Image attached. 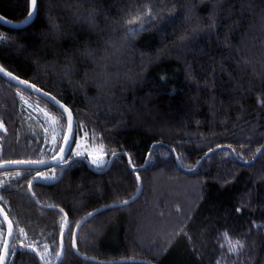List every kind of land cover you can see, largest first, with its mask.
Returning a JSON list of instances; mask_svg holds the SVG:
<instances>
[{"label": "trees", "instance_id": "16d2710c", "mask_svg": "<svg viewBox=\"0 0 264 264\" xmlns=\"http://www.w3.org/2000/svg\"><path fill=\"white\" fill-rule=\"evenodd\" d=\"M28 12L0 0L9 20ZM0 66L72 111L67 161L81 140L103 145L100 171L117 154L102 173L82 159L0 171L8 264H264V0H38L28 28L0 25ZM38 105L60 117L0 76V164L58 153L66 118L43 158ZM62 171L34 184L36 203L31 183ZM5 235L0 219V256Z\"/></svg>", "mask_w": 264, "mask_h": 264}, {"label": "water", "instance_id": "95a60500", "mask_svg": "<svg viewBox=\"0 0 264 264\" xmlns=\"http://www.w3.org/2000/svg\"><path fill=\"white\" fill-rule=\"evenodd\" d=\"M30 11H32V9H31V0H29V12ZM37 13H38V0H37V11H36V14L33 15V17H32L31 20H29L28 15H27L21 21H12V20H9V19L5 18L4 16H2L0 14V20H3V23H0V25L3 26V27H5V28L11 29V30H23V29L28 28L35 21V19L37 17ZM25 20H28V23L27 24L24 23ZM0 68H2L4 70L3 72H0V76L3 79L7 80L9 83H11V84H13L15 86H18V87H20V88H22V89H24L26 91H29L30 93H33L37 97H39V98L47 101L52 106H54L56 109H58L60 112H62V109H59L57 107V105H55V103L50 99V97L53 96V95H51V94L48 93L49 94V98L43 97L42 93L43 92H46V91H44L41 88H39V87L36 86L37 88H39V89L42 90L41 93H36L34 90H31V89L27 88L25 85L20 84L17 80L10 79V77H8L7 75H5V73H9V72L6 71L1 66H0ZM12 76H15V75L12 74ZM15 77H17V76H15ZM19 80H23V79L19 78ZM30 84H32V83H30ZM60 103H62V102L60 101ZM62 104H64V103H62ZM65 118H66V114H65ZM72 120H73V123H72V130H71V132L68 131V128L66 126L65 136L67 137V142H65V140H63V144H62L61 148H63L64 151L62 153L58 151V153L53 158L48 159V160H43V161H24L25 163H23V164L16 163L17 161H12V162H7V163H1L0 164V171L10 170V169H38L39 170V169H50V168H64V167L70 165L76 159H82L88 165L89 169H91V170H93L95 172L102 173V172L107 171L111 167V165H112V163H113V161L115 159V156L117 154L115 156H112L111 157V160L109 161L107 167L104 170H101V171L98 170V169H95L93 167V165L87 159L83 158L82 156H77V157H75V158L67 161L68 156H69V153H70V150H71L72 145H73V141H74L75 136H76V121H75V118H74L73 113H72ZM175 156H176V162H177L178 166L182 170H184L180 166V163H179V160H178L176 154H175ZM149 157H150V153L148 154L147 161L149 160ZM29 162H33V163H29ZM146 164H147V162H146ZM247 164H250V163H247ZM129 165H130V167H132L131 166V163H129ZM145 167H146V165L141 170H143ZM132 169L134 171H138L139 170V169H136V168H132ZM193 171L194 170H189V171L188 170H185V172H188V173H191ZM62 176H63V171L60 173V175L58 176V178L56 180H54V181H41V180L33 181L31 183V185H30V188H29L30 195L34 199L33 193H32V188H33L34 184L41 183V184H44V185H54V184L58 183L61 180ZM34 201L36 202L35 199H34ZM38 205L42 209H46V210H59V211H61V209H59V208H55V207H44V206H41L40 204H38ZM61 212L63 213V211H61ZM100 212H101V210H99L96 213H91V215H88L85 218V220H88V219L92 218L94 215H96L97 213H100ZM0 219L2 220V222L4 223V225L6 227L5 240H4V244H3V247H2V250H1V256H0V257H3V260L0 261V264H8V260H9V256H10V253H11L12 244H13L14 236H15V228H14L13 223L9 219L7 213L4 211V209L1 206H0ZM9 224L11 225V227H9ZM81 226H82V222L78 225V228H80ZM67 231H68V225L65 228L64 234ZM9 232H11V234H9ZM5 244L7 245V248L4 247Z\"/></svg>", "mask_w": 264, "mask_h": 264}, {"label": "rangeland", "instance_id": "374dc122", "mask_svg": "<svg viewBox=\"0 0 264 264\" xmlns=\"http://www.w3.org/2000/svg\"><path fill=\"white\" fill-rule=\"evenodd\" d=\"M32 113L36 116L37 119H41L43 122L45 121L44 123H46V126H47L46 136L48 137V141H47L48 144L45 148V155L43 156V158L44 157L46 158L48 155L54 153L58 145V142L60 141V136L62 133L61 119L60 117H58L57 114H54L46 107H41L40 105L34 107ZM0 125H2V127H0V132H1L4 130V126L1 121H0ZM98 146L99 145L87 146V143L81 140L77 142V144L74 146L72 150V154L73 155L78 154V156H81V154H86L89 157L90 162L94 166H97V165L93 163V158L94 157L100 158L102 155L103 161L105 162L102 163L101 166H104L105 163L107 162V153L105 152V150H104V154H101L100 152L96 151V148ZM52 175H46V176L52 177ZM41 177L43 179V176ZM32 248L37 249L38 247L32 246ZM46 257H50V256L48 254L47 255L45 254L44 258Z\"/></svg>", "mask_w": 264, "mask_h": 264}, {"label": "snow or ice", "instance_id": "6c2138e0", "mask_svg": "<svg viewBox=\"0 0 264 264\" xmlns=\"http://www.w3.org/2000/svg\"><path fill=\"white\" fill-rule=\"evenodd\" d=\"M31 9L32 11H30L28 13V18L29 20L32 19L33 15L36 14V11H37V0H31ZM0 23H3V20H0ZM25 24L28 23V20H25L24 21ZM54 28L56 27L55 25L53 26ZM58 30V29H56ZM139 30V26L137 29H133L131 30V34H135L136 31ZM4 70L2 68H0V72H3ZM5 75H7L8 77H10V79L12 80H17L20 84L22 85H25L27 88L31 89V90H34L36 93H41V89L37 88L35 84H30L28 81H25V80H19L18 77H15V76H12L11 73H5ZM43 97L45 98H49V94L47 92H43L42 93ZM50 99L55 103V105H57V107L59 109H62V112H60V117L61 118H64L65 114H66V125H67V128H68V131L71 132L72 130V123H73V120H72V112L70 109H68L64 104L60 103L59 100L56 99L55 96H51ZM0 127H2V125H0ZM95 134L93 133V136H92V139H95ZM65 140V142H67V137L65 136L63 138ZM64 149L63 148H60L59 149V152H63ZM96 151L100 152L101 154H104V149H103V145L100 144L97 148H96ZM112 156H115L116 155V152L113 151L110 153ZM179 159V157H178ZM105 161H103V158H102V155L100 158H96L94 157L93 158V163L97 165V167L101 166L102 163H104ZM16 163H20V164H23L25 163L24 161H17ZM29 163H33V162H29ZM129 163H131V160H129ZM50 178H53L54 177H48V176H43V179L47 180V179H50ZM137 179L139 180V176H137ZM123 203H128V201H123ZM61 211H63L61 209ZM91 215V213L89 214ZM9 227H11V225L9 224ZM22 233H23V229L20 230ZM9 234H11V232H9ZM229 244H230V251L232 252H236L237 251V248L240 247L242 248L243 245L240 243V241H235V243H232L231 241H229ZM5 248H7V245L5 244L4 245ZM46 247V246H45ZM41 259H43V256L41 257ZM3 260V257H0V261Z\"/></svg>", "mask_w": 264, "mask_h": 264}]
</instances>
